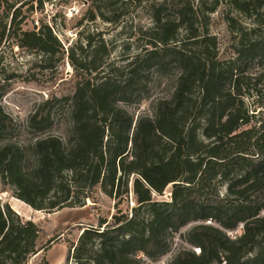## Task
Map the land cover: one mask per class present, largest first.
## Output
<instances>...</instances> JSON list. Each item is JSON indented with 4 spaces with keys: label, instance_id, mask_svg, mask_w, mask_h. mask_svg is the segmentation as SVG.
Returning <instances> with one entry per match:
<instances>
[{
    "label": "trees",
    "instance_id": "1",
    "mask_svg": "<svg viewBox=\"0 0 264 264\" xmlns=\"http://www.w3.org/2000/svg\"><path fill=\"white\" fill-rule=\"evenodd\" d=\"M227 1L252 22L235 26L225 16L238 38L229 60L219 59L209 32L221 0H151V25L138 28L137 50L121 64L111 60L104 38L92 34L67 50L74 92L47 98L28 116L29 138L16 137L17 122L0 104V178L15 200L47 213L82 207L97 189L115 200L111 221L82 228L68 244L74 264H145L140 255L159 260L170 250L171 234L194 221L200 223L187 235L200 252L181 250L167 264H264V116L243 100L247 89L264 84V0ZM30 2L0 0L6 12L0 47L13 34L19 47L62 53L50 26H20ZM107 13L94 6L89 19L116 22L120 15ZM254 62L263 67L251 75ZM169 70L172 93L155 101L152 116L134 118L120 106L147 97L150 77ZM5 87L0 84V98ZM62 104L67 109L56 119L51 109ZM55 119L68 125L60 135L51 131ZM168 186L169 200L152 198ZM130 192L134 205L126 215L119 206ZM40 233L34 221L0 202V264H26L46 251L54 238L38 245Z\"/></svg>",
    "mask_w": 264,
    "mask_h": 264
},
{
    "label": "rangeland",
    "instance_id": "2",
    "mask_svg": "<svg viewBox=\"0 0 264 264\" xmlns=\"http://www.w3.org/2000/svg\"><path fill=\"white\" fill-rule=\"evenodd\" d=\"M8 3L19 5L20 0H7ZM151 0H42L41 7L37 0H31L22 8L21 27L23 30L37 31L41 26L48 25L52 35L62 47L61 52L54 56H45L35 50H28L17 46V38L13 34L5 36L0 47V84L6 87L1 95L0 104L2 109L10 115L18 125L16 137L26 140L30 134L26 127L28 116L39 105L50 97L61 98L71 96L74 92L76 73L67 58V50L79 43L80 38L92 34L94 40L100 37L107 42L111 52L110 58L115 63L121 64L120 59L133 54L137 50L139 37L138 28H146L151 25L148 14V4ZM227 0H221L217 10L210 15L209 32L214 35L218 42L219 59L229 60L234 56V50L238 41L235 33L230 31L226 15H230L236 21L235 26H251L252 22L229 9ZM33 6L30 12L25 11ZM94 6L109 12L108 16L114 18L120 14L116 22L103 21L95 18L89 19ZM113 9V10H112ZM262 11L264 12V6ZM0 14L6 12L0 9ZM9 14L4 21L9 23ZM20 18V17H19ZM35 20L38 24L35 25ZM97 33L100 35L97 36ZM7 34V33H6ZM83 45V44H82ZM263 67V62L249 64V73H257ZM171 70L163 76L153 74L150 77L148 96L138 103H120L134 118L141 114L152 116L153 106L158 98H169L172 93ZM249 88H252L250 85ZM257 93L254 90H257ZM257 89L246 90L243 100L248 109L258 112L257 116H264V84L258 85ZM252 90V91H251ZM67 107H52L56 119ZM53 123L51 131L62 134L68 125L65 119ZM171 186L165 188L161 194H153L154 200H169ZM221 194L224 188L219 189ZM91 199H87L82 207L64 208L51 213L35 211L20 200H15L12 189L5 186L0 178V202L8 203L11 208L18 212L24 219L34 221L41 229L38 245H44L53 239L46 251H38L30 256L26 264H74L72 258H67L68 244L76 243L82 228L97 226L98 221L107 219L117 213L114 208L115 200L103 194L99 189L95 190ZM134 205V198L130 192L123 198L119 206L126 215H130ZM200 222H189L177 232H173L170 238V250L163 255L165 262L174 257L181 250H191L193 246L188 238V230ZM208 223V222H205ZM211 225H216L211 222ZM234 234L240 233L239 229ZM157 261V260H156ZM210 264H216L215 262Z\"/></svg>",
    "mask_w": 264,
    "mask_h": 264
},
{
    "label": "built area",
    "instance_id": "3",
    "mask_svg": "<svg viewBox=\"0 0 264 264\" xmlns=\"http://www.w3.org/2000/svg\"><path fill=\"white\" fill-rule=\"evenodd\" d=\"M35 25H37L38 24V22H37V20H35ZM230 234H233L232 232H230ZM196 254H198L199 252H200V249L198 248V247H192L191 248ZM141 256V258L144 260V263L145 264H167L168 262H165V260L163 259V257H161L159 260H157V261H150V260H148L145 256H143V255H140Z\"/></svg>",
    "mask_w": 264,
    "mask_h": 264
},
{
    "label": "water",
    "instance_id": "4",
    "mask_svg": "<svg viewBox=\"0 0 264 264\" xmlns=\"http://www.w3.org/2000/svg\"><path fill=\"white\" fill-rule=\"evenodd\" d=\"M16 212V211H15ZM18 214V212H16Z\"/></svg>",
    "mask_w": 264,
    "mask_h": 264
}]
</instances>
